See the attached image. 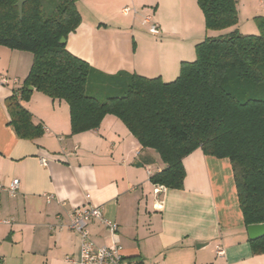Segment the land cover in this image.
<instances>
[{
    "label": "crops",
    "instance_id": "crops-1",
    "mask_svg": "<svg viewBox=\"0 0 264 264\" xmlns=\"http://www.w3.org/2000/svg\"><path fill=\"white\" fill-rule=\"evenodd\" d=\"M75 6L80 24L67 36L66 49L110 76L125 72L171 82L182 62L194 61L197 43L221 33L205 29L195 0H79ZM146 16L156 35L143 23ZM31 63L30 53L0 46V183H20L15 198L0 195V264H78V234L48 225L86 205L116 222L131 264H264V254L251 252L227 159L198 148L182 160L181 189L152 185L150 176L164 164L120 120L107 115L98 128L71 134L67 104L33 88L20 104L42 135L18 138L6 100L22 86ZM87 230L96 245L110 244L97 221Z\"/></svg>",
    "mask_w": 264,
    "mask_h": 264
},
{
    "label": "trees",
    "instance_id": "trees-1",
    "mask_svg": "<svg viewBox=\"0 0 264 264\" xmlns=\"http://www.w3.org/2000/svg\"><path fill=\"white\" fill-rule=\"evenodd\" d=\"M17 1L0 0V46L32 55L22 86L6 100L18 138L42 135L20 104L31 87L67 104L71 134L98 128L107 115L120 120L164 164L150 176L152 185L181 189L182 160L198 148L227 159L243 224L264 223V17L256 19L258 35L224 32L237 25L236 0H195L205 29L221 33L197 43L194 61L182 62L178 76L163 82L105 75L69 53L60 40L80 24L79 0H54L49 14L41 0H23L21 18ZM249 245L253 255L264 254V237Z\"/></svg>",
    "mask_w": 264,
    "mask_h": 264
},
{
    "label": "built area",
    "instance_id": "built-area-1",
    "mask_svg": "<svg viewBox=\"0 0 264 264\" xmlns=\"http://www.w3.org/2000/svg\"><path fill=\"white\" fill-rule=\"evenodd\" d=\"M124 13L129 12V8L123 9ZM144 24H148L150 34L158 33L157 26L152 22L151 16L144 18ZM42 166H46L47 161L41 159ZM19 180L13 179L8 185L0 183V195L6 194L9 198H15L19 189ZM46 202H50L52 196L43 195ZM88 197V196H86ZM97 221L109 233L110 244L107 246L96 245L89 236L87 226L92 221ZM9 224L11 221H3ZM49 230H69L78 234L80 238L78 264H131L124 256L123 249L119 245L118 225L116 222L106 219L99 207L86 205L80 208H72L63 217L61 214L55 216V222L48 225ZM221 254V252H218ZM67 262H72L66 259Z\"/></svg>",
    "mask_w": 264,
    "mask_h": 264
},
{
    "label": "rangeland",
    "instance_id": "rangeland-1",
    "mask_svg": "<svg viewBox=\"0 0 264 264\" xmlns=\"http://www.w3.org/2000/svg\"><path fill=\"white\" fill-rule=\"evenodd\" d=\"M236 2L238 10L237 32L242 35H258L260 30L257 26L256 19L264 17V0H236ZM41 3L44 12L49 14L53 9L54 0H41ZM137 14H139L138 11ZM102 94H104V91H102Z\"/></svg>",
    "mask_w": 264,
    "mask_h": 264
},
{
    "label": "water",
    "instance_id": "water-1",
    "mask_svg": "<svg viewBox=\"0 0 264 264\" xmlns=\"http://www.w3.org/2000/svg\"><path fill=\"white\" fill-rule=\"evenodd\" d=\"M22 3L23 0H18L16 3V6L18 8L19 18H21L22 16ZM65 41L66 40L62 38L60 40V43L64 44ZM29 89L31 90L32 88L30 87ZM246 232L249 240H257L259 238H262L264 237V223L248 225L246 226Z\"/></svg>",
    "mask_w": 264,
    "mask_h": 264
}]
</instances>
